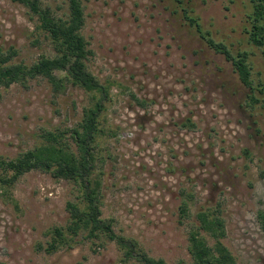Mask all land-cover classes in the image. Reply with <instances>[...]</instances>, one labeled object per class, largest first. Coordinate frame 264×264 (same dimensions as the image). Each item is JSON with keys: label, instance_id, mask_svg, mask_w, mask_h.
<instances>
[{"label": "rangeland", "instance_id": "obj_1", "mask_svg": "<svg viewBox=\"0 0 264 264\" xmlns=\"http://www.w3.org/2000/svg\"><path fill=\"white\" fill-rule=\"evenodd\" d=\"M40 2L67 17V0ZM184 6L215 41L248 52L253 79L264 83L261 50L244 32L249 0ZM82 7L87 69L108 89L90 176L99 183L101 219L149 257L190 264L196 214L218 209L226 230L221 243L236 264H264L256 218L264 209V109L174 0H82ZM37 25L26 7L0 0V48L16 51L12 63L31 66L55 56ZM92 97L69 82L55 90L44 78L0 88V162L45 145L48 132H64L76 152L68 131L93 106ZM3 176L11 174L0 167ZM81 196L77 184L40 170L0 184V264H124L114 242L89 239L85 231L68 232L65 244L46 252L55 229L71 223L67 204L79 205ZM185 203L188 219L180 214Z\"/></svg>", "mask_w": 264, "mask_h": 264}, {"label": "trees", "instance_id": "obj_2", "mask_svg": "<svg viewBox=\"0 0 264 264\" xmlns=\"http://www.w3.org/2000/svg\"><path fill=\"white\" fill-rule=\"evenodd\" d=\"M12 1L23 5L37 17V29L51 41L55 56L41 57L31 66H26L11 62L16 56L14 49L6 53L0 48V88L44 78L55 90H59L62 83L69 82L93 94L94 104L83 110L81 121L68 131L76 152L72 151L64 132H48L43 135L45 145L24 152L14 160L0 162V167L11 174L10 177H0V184L11 185L25 174L40 170L56 180L73 182L79 186L82 192L80 206L75 203L67 204L71 223L67 231L62 228L55 229L53 242L47 247L48 253L65 244L68 232L77 235L80 231H85L89 239L96 240L102 236L114 242L121 252V262L124 264L129 261H136L139 264H166L163 260L149 257L139 248L136 241L116 235L111 228V221L100 217L99 183H92L90 176L94 162L93 149L99 132V116L104 110L105 100L108 99V89L87 69L86 62L91 52L81 35L84 26L82 0H67L68 14L64 19L56 17L55 13L49 7L43 6L40 0ZM174 2L181 8L185 22L205 40L207 46L231 63L242 85L249 89V99L252 103L260 104L264 109V83L261 79H253L250 54L245 50L233 52L231 45L215 41L208 32L202 31L198 18L193 16V10L184 6L185 0ZM249 4L251 11L245 16L247 27L244 32L248 36V43L261 50L264 60V0H249ZM57 73L63 76L58 78ZM188 211L186 203L180 207L183 219H188ZM195 218L196 226L193 224L188 233L190 264H236L228 248L221 243L226 232L221 212L218 209H201ZM256 218L264 235V209L257 212ZM202 234L213 239V245H209Z\"/></svg>", "mask_w": 264, "mask_h": 264}]
</instances>
